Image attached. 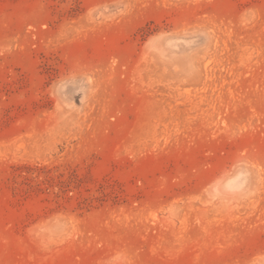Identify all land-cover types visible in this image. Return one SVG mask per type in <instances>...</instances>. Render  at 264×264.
Masks as SVG:
<instances>
[{
    "label": "rangeland",
    "instance_id": "1",
    "mask_svg": "<svg viewBox=\"0 0 264 264\" xmlns=\"http://www.w3.org/2000/svg\"><path fill=\"white\" fill-rule=\"evenodd\" d=\"M0 264H264V0H0Z\"/></svg>",
    "mask_w": 264,
    "mask_h": 264
}]
</instances>
